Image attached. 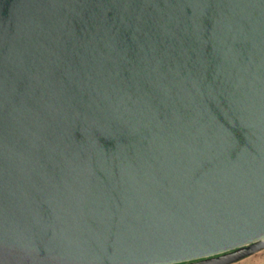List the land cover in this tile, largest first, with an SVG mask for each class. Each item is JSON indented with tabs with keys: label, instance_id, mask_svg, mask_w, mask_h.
Returning a JSON list of instances; mask_svg holds the SVG:
<instances>
[{
	"label": "water",
	"instance_id": "1",
	"mask_svg": "<svg viewBox=\"0 0 264 264\" xmlns=\"http://www.w3.org/2000/svg\"><path fill=\"white\" fill-rule=\"evenodd\" d=\"M262 248L264 0H0V264Z\"/></svg>",
	"mask_w": 264,
	"mask_h": 264
},
{
	"label": "rangeland",
	"instance_id": "2",
	"mask_svg": "<svg viewBox=\"0 0 264 264\" xmlns=\"http://www.w3.org/2000/svg\"><path fill=\"white\" fill-rule=\"evenodd\" d=\"M228 264H264V248Z\"/></svg>",
	"mask_w": 264,
	"mask_h": 264
}]
</instances>
